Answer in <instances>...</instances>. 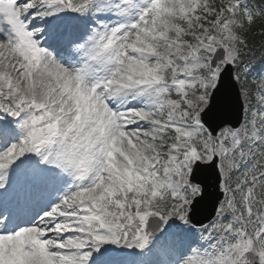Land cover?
<instances>
[{
    "label": "snow or ice",
    "instance_id": "obj_1",
    "mask_svg": "<svg viewBox=\"0 0 264 264\" xmlns=\"http://www.w3.org/2000/svg\"><path fill=\"white\" fill-rule=\"evenodd\" d=\"M0 264H264V0H0Z\"/></svg>",
    "mask_w": 264,
    "mask_h": 264
}]
</instances>
